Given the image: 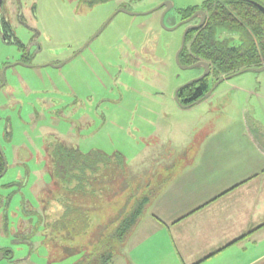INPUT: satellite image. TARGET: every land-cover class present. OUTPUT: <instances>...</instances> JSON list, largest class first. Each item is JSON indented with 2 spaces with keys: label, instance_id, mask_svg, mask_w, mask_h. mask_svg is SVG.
Returning a JSON list of instances; mask_svg holds the SVG:
<instances>
[{
  "label": "rangeland",
  "instance_id": "obj_1",
  "mask_svg": "<svg viewBox=\"0 0 264 264\" xmlns=\"http://www.w3.org/2000/svg\"><path fill=\"white\" fill-rule=\"evenodd\" d=\"M204 1L0 0V149L6 164L0 249L12 256L1 264H81L86 254L97 264L102 250L95 243L146 194L152 174L162 173L157 168L163 164L153 170L157 155L210 145L203 131L208 118H201L231 116L239 142H245L246 117L264 128V71L225 80L190 108L174 101L178 88L203 74L200 66L177 65L186 25L175 27L183 10ZM166 2V12L157 9ZM219 37L238 40L223 31ZM58 144L100 154L110 166L69 192L53 176L51 150ZM180 182L168 193L172 198L194 185ZM62 199L70 213H62ZM73 209L90 223L88 235L58 224ZM147 223L136 229L149 234L145 241H165L166 232L156 234ZM134 231L125 238L126 252L141 240Z\"/></svg>",
  "mask_w": 264,
  "mask_h": 264
},
{
  "label": "crops",
  "instance_id": "obj_2",
  "mask_svg": "<svg viewBox=\"0 0 264 264\" xmlns=\"http://www.w3.org/2000/svg\"><path fill=\"white\" fill-rule=\"evenodd\" d=\"M204 118L210 145L157 155L153 170L163 164L162 173L152 174L149 201L132 229L141 240L128 252V240L111 242L110 264H264V128L246 117L239 142L231 116ZM182 180L194 185L172 198L168 193ZM144 221L146 229L166 232L165 241H145L149 234L136 231Z\"/></svg>",
  "mask_w": 264,
  "mask_h": 264
},
{
  "label": "trees",
  "instance_id": "obj_3",
  "mask_svg": "<svg viewBox=\"0 0 264 264\" xmlns=\"http://www.w3.org/2000/svg\"><path fill=\"white\" fill-rule=\"evenodd\" d=\"M93 1L95 0H89V3ZM254 3L259 4L255 0H206L201 6L187 8L180 13L181 20L190 18L197 10H202L206 14L201 27L187 31L184 47L179 55L180 64L189 66L202 61L210 67L209 76L178 88L181 104L188 105L201 98L210 89V79L215 82L242 70L260 68L264 65V13ZM222 31L235 34L237 42L229 38H220L219 32ZM51 158L53 176L60 185L68 188L69 192H73V187L81 189L83 183L86 184L97 169L99 173L100 169L110 166L111 163L110 159L100 154L84 155L62 144L52 147ZM4 161L0 149V178L5 170ZM148 201L147 196L137 199L131 209L121 217L115 230L103 241L98 242L102 254L97 255V264H110L113 253L110 243L125 241ZM66 204L67 200L62 199V213H70L65 212L68 209ZM71 213L73 214L67 217L59 216L62 220L58 222L60 227L74 235L78 233L77 229L81 235L88 231L90 223L84 222L81 211L73 209ZM88 257L89 255H86L81 264H89Z\"/></svg>",
  "mask_w": 264,
  "mask_h": 264
},
{
  "label": "water",
  "instance_id": "obj_4",
  "mask_svg": "<svg viewBox=\"0 0 264 264\" xmlns=\"http://www.w3.org/2000/svg\"><path fill=\"white\" fill-rule=\"evenodd\" d=\"M254 5L261 11V12H263L264 13V7L262 6V5H260V4H257V3H254ZM170 4L169 3H163L162 5H160L157 9H159V8H163V7H165V12L170 8ZM120 11H123V10H120ZM163 15L164 14H162V16H161V22H162V19H163ZM198 15H200L201 16V19H200V22L197 24V25H190V26H187L186 28H185V31H184V34H183V37H182V40H181V45H180V48H179V50L177 51V53H176V56H175V61H176V63H177V65L180 67V69H182V70H184V69H189V68H196V67H202L203 68V74L198 78V79H196V80H199V79H202V78H205V77H207L208 75H209V72H210V67H209V65L207 64V63H205V62H197V63H195V64H192V65H189V66H185V65H181L180 64V62H179V55H180V53H181V51L183 50V47H184V42H185V35H186V33H187V31L188 30H190V29H194V28H199V27H201L202 26V24L204 23V21H205V13L204 12H202V11H198V12H196V13H194L190 18H188V19H186V20H183V21H181V23H179L175 28H177V27H179V26H182V25H185V24H187V23H189L193 18H195L196 16H198ZM174 28V29H175ZM172 30V29H171ZM63 64H61V65H59L58 67H61ZM248 71H250V72H255V73H259V72H262V71H264V65L262 66V67H260V68H255V69H245V70H242V71H240V72H238V73H236V74H233V75H230V76H227V77H223V78H220V79H218V80H216L215 82H214V84L212 85V87L200 98V99H198V100H196V101H194V102H192V103H190V104H188V105H183V104H181L180 102H179V99H178V96H177V94H178V89L175 91V93H174V101L177 103V105L179 106V107H181V108H190V107H192V106H194V105H196V104H198V103H200L201 101H203L204 99H206L207 97H209L210 95H211V93L213 92V90L219 85V84H221L223 81H225V80H228V79H230V78H232V77H234V76H237V75H239V74H242V73H245V72H248ZM196 80H194V81H196ZM192 82V81H191ZM5 160V159H4ZM4 164H5V161H4ZM5 171H6V164H5V170H4V172H3V174L5 173ZM2 174V175H3ZM0 258H1V255H0Z\"/></svg>",
  "mask_w": 264,
  "mask_h": 264
},
{
  "label": "flooded vegetation",
  "instance_id": "obj_5",
  "mask_svg": "<svg viewBox=\"0 0 264 264\" xmlns=\"http://www.w3.org/2000/svg\"><path fill=\"white\" fill-rule=\"evenodd\" d=\"M163 8H165V7H163ZM198 11H202V10H197V11H195L194 13H196V12H198ZM203 12V11H202ZM193 13V14H194ZM205 16H206V14H205ZM206 18V17H205ZM200 19H201V16L200 15H198V16H196L195 18H193L189 23H187V24H185L186 25V27L187 26H190V25H197L199 22H200ZM186 20V19H185ZM183 21V20H182ZM195 22V23H194ZM228 33V32H227ZM231 34H233V33H231ZM186 66V65H185ZM188 66V65H187ZM209 74H210V72H209ZM209 76V75H208ZM214 84V83H213ZM177 96H178V94H177ZM179 99V98H178ZM200 99V98H199ZM198 100V99H197ZM180 102V101H179ZM25 211V210H24ZM23 211V212H24ZM21 240V239H20ZM0 255H1V258H0V262H2V261H4V260H10L11 258H12V256H11V253L8 251V250H1L0 249ZM1 264V263H0Z\"/></svg>",
  "mask_w": 264,
  "mask_h": 264
}]
</instances>
